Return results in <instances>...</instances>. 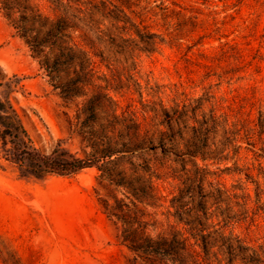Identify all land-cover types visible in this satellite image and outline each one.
<instances>
[{"label": "rangeland", "instance_id": "374dc122", "mask_svg": "<svg viewBox=\"0 0 264 264\" xmlns=\"http://www.w3.org/2000/svg\"><path fill=\"white\" fill-rule=\"evenodd\" d=\"M25 1L49 20L82 11L93 77L65 100L0 4V99L42 152L98 162L41 179L0 143V264H130L119 216L151 236H237L264 258V0H128L127 32L104 15L119 0Z\"/></svg>", "mask_w": 264, "mask_h": 264}, {"label": "trees", "instance_id": "16d2710c", "mask_svg": "<svg viewBox=\"0 0 264 264\" xmlns=\"http://www.w3.org/2000/svg\"><path fill=\"white\" fill-rule=\"evenodd\" d=\"M127 1L119 0L123 6L119 10V18L104 14L123 23L122 30L125 32L130 30L126 26L128 23L135 27L129 20L130 14L136 15L134 10H130V14L126 12V9H130L126 6ZM25 3V0H0L1 9L5 11L12 28L25 41L40 69L48 77L50 85L59 90L67 101L82 96L79 90L88 85L89 79L93 77L90 55L74 37V33L79 32L84 44L92 43L84 26H81L84 17L78 15L82 11L73 15L72 19L61 15L49 20ZM135 33L147 47L162 41L157 42L155 34L142 32L140 29H135ZM60 74L65 77L64 82L58 80ZM0 143L4 148L8 147L7 153L12 162L41 179L49 176H72L96 166L98 162L95 158H79L58 144L48 153L36 148L19 113L8 99H0ZM200 209L204 219H208L203 207L200 206ZM119 218L125 222L119 240L134 254L130 264H211L209 257L214 248L218 250L214 254L220 252L225 255L227 264H234L236 261L264 264L263 256L237 236H226L223 232L219 236H177L173 231L151 236L146 233L143 225L135 226L134 222L124 216ZM198 225L203 233L205 224ZM191 238L194 243H191Z\"/></svg>", "mask_w": 264, "mask_h": 264}]
</instances>
